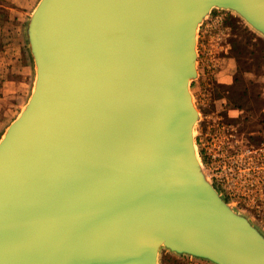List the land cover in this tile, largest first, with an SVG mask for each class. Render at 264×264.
Listing matches in <instances>:
<instances>
[{"label":"water","instance_id":"1","mask_svg":"<svg viewBox=\"0 0 264 264\" xmlns=\"http://www.w3.org/2000/svg\"><path fill=\"white\" fill-rule=\"evenodd\" d=\"M212 8L264 36V0H39L33 90L0 137V264H264V233L199 156L191 82Z\"/></svg>","mask_w":264,"mask_h":264},{"label":"rangeland","instance_id":"2","mask_svg":"<svg viewBox=\"0 0 264 264\" xmlns=\"http://www.w3.org/2000/svg\"><path fill=\"white\" fill-rule=\"evenodd\" d=\"M38 1L33 0L29 6L20 7L19 11H11L15 16L9 17L5 10L4 17L0 18L3 22H0L3 27L0 46L9 44L16 49L21 45L19 64L11 77H17L14 73L20 77L28 73L23 95L21 92H9L8 89L12 88L8 86L10 83L5 79L0 81V137L24 108L33 90L36 72L26 27ZM0 4L9 3L0 0ZM197 51L198 75L190 84L193 101L199 111L196 139L203 137L214 125L223 123L246 142L260 141L264 134V36L235 11L212 8L198 27ZM22 96L23 102L20 103ZM10 105L13 110L8 112ZM197 148L203 162L198 143ZM245 214L264 233V217ZM158 264L214 263L161 247Z\"/></svg>","mask_w":264,"mask_h":264},{"label":"built area","instance_id":"3","mask_svg":"<svg viewBox=\"0 0 264 264\" xmlns=\"http://www.w3.org/2000/svg\"><path fill=\"white\" fill-rule=\"evenodd\" d=\"M197 143L204 170L225 200L240 212L264 217V134L246 142L218 123Z\"/></svg>","mask_w":264,"mask_h":264},{"label":"crops","instance_id":"4","mask_svg":"<svg viewBox=\"0 0 264 264\" xmlns=\"http://www.w3.org/2000/svg\"><path fill=\"white\" fill-rule=\"evenodd\" d=\"M2 1H4V0H2ZM6 1H8L9 4H6V5L0 4V6L2 5L0 7V18L4 17L5 10H6L7 15L9 17L15 16L16 14L11 15V11H13V12L19 11L21 9L20 7L25 8V7L29 6L30 3L33 2V0H6ZM2 3H4V2H2ZM0 22H1V19H0ZM1 23H3V22H1ZM2 32H3V27L0 26V33H2ZM8 45L9 44H5V45L0 46V81L2 79H5L6 83H8V82L10 83L8 86L12 87V88L8 89L9 92H12V93H13V91L18 92V93L21 92L22 93L21 95H23L25 92V86H24L25 85V79H27L28 73L27 72L23 73L21 75V77L18 76V73H14L17 77L16 78L11 77V75H13V72L16 71V70H14V68L17 66V64H19V58L21 56V45L19 44V46L16 47V49H15V47L8 46ZM8 74H10V76L8 78H6V76ZM24 96H22L20 103L23 102ZM20 103L18 104V106L20 105ZM14 105L16 106L17 104H14ZM12 110H13V108L10 105L8 108V112L12 111Z\"/></svg>","mask_w":264,"mask_h":264},{"label":"bare ground","instance_id":"5","mask_svg":"<svg viewBox=\"0 0 264 264\" xmlns=\"http://www.w3.org/2000/svg\"><path fill=\"white\" fill-rule=\"evenodd\" d=\"M211 94V93H210ZM210 97V96H209ZM214 99V98H213ZM237 132V131H236Z\"/></svg>","mask_w":264,"mask_h":264}]
</instances>
